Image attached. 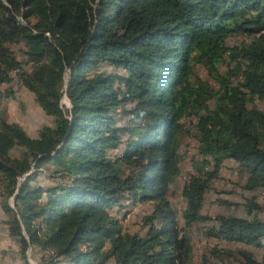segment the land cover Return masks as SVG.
<instances>
[{
  "label": "trees",
  "instance_id": "obj_1",
  "mask_svg": "<svg viewBox=\"0 0 264 264\" xmlns=\"http://www.w3.org/2000/svg\"><path fill=\"white\" fill-rule=\"evenodd\" d=\"M12 74L52 119L35 138L0 120V205L22 264L28 249L37 264H264V219L201 211L224 161L243 191L264 190V110L247 107L264 102V0H0V86ZM189 130L180 228L167 195ZM125 201L151 205L142 235L110 215ZM194 226L229 248L194 261Z\"/></svg>",
  "mask_w": 264,
  "mask_h": 264
},
{
  "label": "rangeland",
  "instance_id": "obj_2",
  "mask_svg": "<svg viewBox=\"0 0 264 264\" xmlns=\"http://www.w3.org/2000/svg\"><path fill=\"white\" fill-rule=\"evenodd\" d=\"M246 41L247 40L241 38H232L227 41V44L233 46ZM12 51L15 53L18 60H24L21 47H15ZM220 68L223 70V66H220ZM100 70H103L104 72L110 71L107 66H101ZM195 75L200 80L213 86L212 81L208 79L206 73L202 69L196 68ZM12 78V83L0 86V120H3L8 124H17L28 137L35 138L41 128L52 127V119L42 114L35 104L32 95L18 83L14 74H12ZM61 105L63 108H68V103L64 97L61 99ZM247 107L262 111L264 110V102L254 101L253 103L248 104ZM191 123L190 120L183 122L185 128L189 127ZM195 148L196 143L189 130L188 133L183 134L178 150L180 156V176L167 195L170 205L177 212V219L180 228L182 227L180 214L183 209L180 188L186 177L187 170L189 169V162L194 156ZM12 155L15 156L16 153H13ZM244 181L245 176L238 171L237 166L232 161H224L217 177L210 182V186L206 191L201 210L202 214L210 217L217 215H233L240 218L256 217L259 220H263L264 190H258L248 194L242 190ZM34 183L40 186H48L50 181L45 173H41ZM251 200L254 202V205L258 210L252 209L250 213H246L245 209L250 205L249 202ZM7 203L12 208V199H9ZM125 203L126 205L120 210L118 207H114L109 212L110 215L118 220L124 232L128 234L142 235L143 230L140 228V220L143 216L151 212V205H133L129 201H125ZM5 220L6 217L2 212L0 205V264H22L19 258L17 245L7 236L6 227L4 226ZM198 229L199 226H194L189 234L191 245L193 247L192 255L194 261L197 260L205 248L216 247L217 249L222 250L229 248L228 244L225 242L205 241L197 235ZM250 252L256 261H259L263 253L262 250L255 249H250ZM36 256L37 255L31 252L30 249L25 253L28 264H37ZM210 264L232 263L210 259Z\"/></svg>",
  "mask_w": 264,
  "mask_h": 264
},
{
  "label": "water",
  "instance_id": "obj_3",
  "mask_svg": "<svg viewBox=\"0 0 264 264\" xmlns=\"http://www.w3.org/2000/svg\"><path fill=\"white\" fill-rule=\"evenodd\" d=\"M64 80H66V77L64 78ZM64 89H65V87H64Z\"/></svg>",
  "mask_w": 264,
  "mask_h": 264
}]
</instances>
